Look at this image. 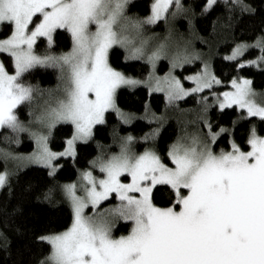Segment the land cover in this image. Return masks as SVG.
I'll return each instance as SVG.
<instances>
[{
	"label": "snow or ice",
	"instance_id": "snow-or-ice-1",
	"mask_svg": "<svg viewBox=\"0 0 264 264\" xmlns=\"http://www.w3.org/2000/svg\"><path fill=\"white\" fill-rule=\"evenodd\" d=\"M129 2L0 0V25L10 29L0 37V52L10 55L15 68L9 71L0 60V127L7 126L17 133L25 130L15 109L23 102L31 105L42 92L38 86L23 82L22 74L36 66L59 69L62 84L57 88L61 96L54 105L45 102L39 111L30 108L35 127L27 128L36 147L26 158L46 167L49 175L61 166L57 158L76 156L77 142L92 137L94 126L105 122L108 110H114L125 123L131 121L133 114L117 104L121 86L147 84L149 92L162 91L168 105L177 107L182 97L195 93L203 104L190 121H185L186 129L188 123H198L202 128L186 130L169 146L171 164L165 163L153 148L133 151L134 138L129 134L121 140L118 152L102 154L92 161L100 169L99 176L92 168L82 169L79 183L63 184L71 204V223L61 231L36 237L49 245L36 264H264V135L257 134L252 126L248 150L233 139L230 150L215 151L216 138L228 129L214 125L207 114L208 98L202 91L223 81L205 60L202 70L186 77L194 87H185L174 69L200 58L199 52L190 49L187 42L181 44L167 37L153 45L151 37L144 35L145 25L163 17L169 22L168 36H172L175 25L167 15L170 5H175L171 9L173 17L189 10L182 0H153L150 13L140 16L129 13ZM215 3L216 0H206L202 13ZM227 7L230 11L226 20L217 17L212 21L213 32L217 26L231 27L236 22L231 9L255 11L247 0H232ZM57 29H66L71 35L72 47L67 52L50 50ZM41 37L47 40L45 54H39L34 47ZM254 43L262 55L242 63L259 66L264 62V34ZM115 45L124 48L125 60L147 59L153 67L161 57L168 56L169 70L163 76L149 72L148 78L141 80L110 62V50ZM249 46L237 43L226 58L236 60ZM229 83L230 89L212 93L219 108L236 105L245 109L247 116L264 120V104L254 99L257 90L253 81L234 76ZM148 110L145 102V111ZM148 118L158 122L152 130L155 138L167 116L152 112ZM61 122H70L73 131L63 149L57 151L49 141ZM143 138L147 140V134ZM8 155L23 154L7 153L5 159ZM122 173L128 174L130 180L125 182ZM10 177L7 168L0 171V189L11 192ZM158 186L164 189L159 195L169 197L166 206L155 202ZM112 196L118 203L101 208L102 202ZM50 197L51 189L38 199ZM89 207L91 212L87 211ZM119 221L131 222V227L115 235ZM10 244L7 233L0 229V247L7 249Z\"/></svg>",
	"mask_w": 264,
	"mask_h": 264
},
{
	"label": "trees",
	"instance_id": "trees-1",
	"mask_svg": "<svg viewBox=\"0 0 264 264\" xmlns=\"http://www.w3.org/2000/svg\"><path fill=\"white\" fill-rule=\"evenodd\" d=\"M152 2L153 0H132L129 2L128 11L140 16L148 15ZM231 2L232 0H217L212 8L202 13L201 10L206 0H182L184 7L189 10L188 12H181L173 17L171 14V9L175 7L173 4L167 13L169 20L175 25L172 35L186 38L187 43L203 54V59L208 60L216 75L223 81L211 89L202 91V95L208 98L207 114L214 125L217 128L223 125L228 129L227 132L221 133L216 138L213 144L215 151H220L221 148L230 150L233 139L241 148L248 150L250 146L247 144V140L252 126H255L257 134L264 135V120L255 116H247L246 111L238 106L220 109L214 102L215 96L212 95V93H221L230 89L231 83L229 82L234 76L249 77L253 81L257 93L264 95V62H260L259 66L256 63H242L244 60L255 61L262 55L260 47L256 46L254 42L264 34V0H247L255 9L254 12H241L239 7L231 9L232 15L237 18L236 22L231 27L217 26L213 32L212 21L217 17L226 20L230 11L227 4ZM189 19L192 20L191 26ZM144 27V34L148 36H168L169 22L165 21L163 17L155 24ZM9 30L8 25H1L0 37L7 35ZM204 38H207V42ZM54 40L55 43L50 49L54 53L67 52L72 47L71 35L66 29H57L54 33ZM240 42H246L250 47L236 60L227 59L232 48ZM35 50L39 54H45L48 50L46 38H38ZM124 51L121 46H114L110 50V62L113 66L137 76L141 80L147 79L150 72L147 59L125 60ZM2 59L8 70L14 71L10 55L2 53ZM168 68V58L163 56L158 70L160 73H164ZM201 68L200 61L192 64L186 63L177 73L180 78L186 80V75L200 71ZM58 76L59 69L51 66H36L22 74L23 82L38 86L42 92L36 95L31 105L28 102H23L17 107V115L21 121L25 124L30 123L32 120L30 108L38 111L45 102L52 103L55 98L61 96L57 85L62 84V81L58 79ZM185 84L190 85L187 81ZM145 102L148 104V112L145 111ZM117 104L125 112L133 114L131 121L125 123L119 119L114 110H108L105 114V122L94 126L92 137L77 144V154L74 158L57 159L61 166L55 170L53 175H49L48 169L44 166L25 163L26 156L24 155L32 152L35 148L34 139L26 130L17 133L7 126L0 127V171L7 168L11 173L9 185L11 192L8 188L0 189V229H3L11 240L10 247L7 249L0 247V264H36V261L49 250L47 242H41L36 237L61 231L71 223V204L62 185L79 180L82 169L95 166L92 161L96 157L118 152L120 142L124 137L130 134L134 138L131 143L133 142L134 151L137 153L143 152L145 148L151 146L160 153L165 163L171 164L170 158L167 156L169 146L183 136L186 130L190 132L196 128H202V125L198 123H188L187 129L185 128V121H190L195 111L203 106L198 94L195 93L177 101V107L168 105L163 93L149 92L145 84L133 87L123 86L117 90ZM189 109L192 111H187ZM152 112L164 113L167 116L160 134L155 138H153L152 130L158 127V122L148 118ZM72 131L71 123L57 124L50 137V146L54 150H62L66 138L71 136ZM146 134L147 140L143 138ZM7 153L23 155L20 157L8 155L5 159ZM95 171L97 176L101 174L98 170ZM49 189H51L50 199H38ZM156 191L155 202L166 206L169 197L159 195L164 189L158 186ZM130 225V222L123 224L120 221L114 234L126 233L130 229Z\"/></svg>",
	"mask_w": 264,
	"mask_h": 264
},
{
	"label": "rangeland",
	"instance_id": "rangeland-1",
	"mask_svg": "<svg viewBox=\"0 0 264 264\" xmlns=\"http://www.w3.org/2000/svg\"><path fill=\"white\" fill-rule=\"evenodd\" d=\"M132 0H130V2H131ZM217 1V0H216ZM171 6V5H170ZM0 28H1V25H0ZM144 35H146V34H144ZM146 36H148V35H146ZM151 37V39H150V44H156V43H158L160 40H164L166 37L168 38V40L169 41H175V40H179V42L181 43V44H183V43H185V42H188V40L186 39V38H179V37H176V36H174V35H172V36H166V37H160V36H150ZM135 42L136 43H139V38H136L135 39ZM188 45H189V48L190 49H194L193 47H192V45L191 44H189V43H187ZM115 46H119V45H115ZM35 47V46H34ZM114 47V46H113ZM250 47V46H249ZM249 47H247L245 50H243V52L241 53V55L249 48ZM170 51H174V47H170V49H169ZM194 50H196V49H194ZM197 52H199L198 50H196ZM2 53L3 52H0V60H2L3 61V59H2ZM199 54H200V58H198V59H193V60H191L190 62H188V64H192L193 62H198V61H200L201 63H202V66H203V64H204V61H205V59H203V54L201 53V52H199ZM230 55V54H229ZM228 55V56H229ZM167 58H168V56H166ZM161 59H162V57L156 62V65H155V67H153L152 66V64L148 61V60H146L148 63H149V65H150V72H154L155 74H157V75H160V76H163L164 75V73L165 72H167L168 70H169V68H168V70L167 71H165L164 73H160L159 72V70H158V65L160 64V62H161ZM208 61V60H207ZM168 62H169V58H168ZM169 64H170V62H169ZM185 65H186V63H185ZM185 65H183V66H180V67H177V68H175L174 69V73H175V75H177V76H179L178 75V73H177V71L179 70H182V68L185 66ZM210 65V64H209ZM210 67H211V65H210ZM212 68V67H211ZM14 70H15V68H14ZM201 70H202V68H201ZM189 75H191V74H189ZM189 75H186L185 77H187V76H189ZM181 81H182V83H184V86L185 87H194V82L193 81H191V80H185V78L184 79H182L181 78ZM185 81H187V82H189V86H187L186 84H185ZM139 85V84H138ZM147 87H148V85L147 84H145ZM121 87H123V86H121ZM231 87H232V85H231ZM153 91H156V90H153ZM156 92H161V93H163L162 91H156ZM224 92V91H223ZM222 93V92H221ZM164 94V93H163ZM191 94V93H190ZM183 98V97H182ZM57 99L58 98H55L54 99V101H52V103H50L49 102V104H55L56 102H57ZM254 99H255V101L257 102V103H262V104H264V95H261V94H259V93H257V95L254 97ZM214 100H216V97L214 98ZM217 105H218V103H217ZM19 105H17V107H18ZM219 106V105H218ZM229 106H236V105H229ZM229 106H226V107H229ZM17 107H16V109L15 110H17ZM245 110V109H244ZM39 111V110H38ZM246 111V110H245ZM31 123H28V124H25V130L31 135V133L27 130V128L29 127V126H32V127H35V124H34V122H33V118H32V120L30 121ZM62 123V122H61ZM68 123H70V122H68ZM94 130V129H93ZM32 136V135H31ZM32 138H33V136H32ZM34 139V138H33ZM90 139V138H89ZM88 139V140H89ZM35 141V140H34ZM80 142H85V141H78L77 142V144L78 143H80ZM133 143V142H132ZM131 143V147H132V149H133V151H134V145ZM35 147H36V142H35ZM147 148H152L151 146H148ZM136 152V151H135ZM24 156H26V155H24ZM68 157H71V156H68ZM58 159V158H57ZM24 161H25V163L26 164H28V165H38V164H36V163H34V162H32V161H29L26 157L24 158ZM40 166H42V165H40ZM92 170H93V172H94V174L96 175V171L95 170H98L99 172H100V169L98 168V167H93L92 168ZM101 173V172H100ZM121 178L122 179H124L125 180V182H127L128 180H130V176H128V174H126V173H122L121 174ZM79 181H80V177H79V180H77V182L79 183ZM135 194V193H134ZM116 203H118V200H117V198L115 197V196H112V197H109L108 199H107V201L106 202H102V204L100 205V207L101 208H106L108 205H114V204H116ZM87 211H89V212H91V207H89V209H87ZM120 222V221H119ZM119 222L117 223V225L119 224ZM123 222V224H125L127 221H122ZM131 223V222H130ZM117 227V226H116ZM130 227H131V225H130ZM116 229H114V231H115Z\"/></svg>",
	"mask_w": 264,
	"mask_h": 264
}]
</instances>
